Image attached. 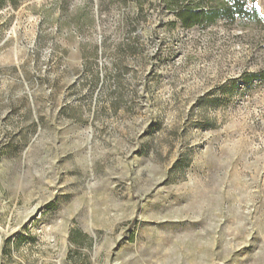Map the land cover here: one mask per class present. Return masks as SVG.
<instances>
[{
  "label": "rangeland",
  "instance_id": "obj_1",
  "mask_svg": "<svg viewBox=\"0 0 264 264\" xmlns=\"http://www.w3.org/2000/svg\"><path fill=\"white\" fill-rule=\"evenodd\" d=\"M237 1L0 0V264H264V0Z\"/></svg>",
  "mask_w": 264,
  "mask_h": 264
},
{
  "label": "trees",
  "instance_id": "obj_2",
  "mask_svg": "<svg viewBox=\"0 0 264 264\" xmlns=\"http://www.w3.org/2000/svg\"><path fill=\"white\" fill-rule=\"evenodd\" d=\"M233 5L232 6H225L224 8V12L225 15L229 18V19H233L235 17L236 14L239 15H243V7L239 4V1L237 0H232ZM221 14L218 10L214 13H212L211 15H204V18L202 16V14L197 13L194 10L191 9H187L186 11H184L182 13V22L189 28L197 26V25H203L204 21L207 20L208 23H212L214 22L218 17H220ZM258 79L263 80L264 81V73L260 74L257 76Z\"/></svg>",
  "mask_w": 264,
  "mask_h": 264
}]
</instances>
